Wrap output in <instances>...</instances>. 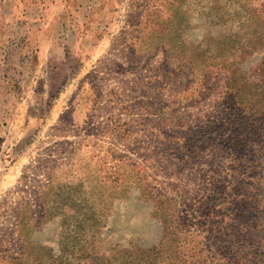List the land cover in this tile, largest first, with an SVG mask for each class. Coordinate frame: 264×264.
<instances>
[{
	"label": "rangeland",
	"instance_id": "374dc122",
	"mask_svg": "<svg viewBox=\"0 0 264 264\" xmlns=\"http://www.w3.org/2000/svg\"><path fill=\"white\" fill-rule=\"evenodd\" d=\"M35 1L0 0V264H179L200 242L232 264L237 196L264 186V0H108L104 43L54 67Z\"/></svg>",
	"mask_w": 264,
	"mask_h": 264
},
{
	"label": "crops",
	"instance_id": "0c3cea01",
	"mask_svg": "<svg viewBox=\"0 0 264 264\" xmlns=\"http://www.w3.org/2000/svg\"><path fill=\"white\" fill-rule=\"evenodd\" d=\"M22 1L26 3L28 10L39 11L37 1L20 0ZM106 1L108 0H43V5L51 6L45 10L41 6L39 12V18H42L38 29L39 46L41 53L47 57L43 65L55 66L53 59L56 55L52 52L60 50L61 46L64 51L77 49L84 54L97 50L104 43L106 30L109 28L105 18L115 15L114 12H106ZM63 18L70 19L72 26L60 27ZM68 56L66 53L65 60ZM86 59L88 57L84 60Z\"/></svg>",
	"mask_w": 264,
	"mask_h": 264
},
{
	"label": "trees",
	"instance_id": "16d2710c",
	"mask_svg": "<svg viewBox=\"0 0 264 264\" xmlns=\"http://www.w3.org/2000/svg\"><path fill=\"white\" fill-rule=\"evenodd\" d=\"M259 115H256V118H259L257 127L253 125L251 129H248L249 133L255 136L258 141L262 139L264 134V111L261 110ZM245 136L237 128V145L240 144V140ZM260 188L259 194H250V192L245 191L237 196V202L241 205L237 209V240L235 242L230 240L223 245L227 253L232 252L231 248L234 250L233 255L237 252V258L232 257L234 258V260L232 259V264H264V186L260 185ZM251 203L254 206V210L248 216ZM179 246L182 247V244ZM195 248H198V254H193V259L184 260L179 264H206L207 255L204 253V249L207 246L200 242L195 245ZM182 250L184 248L179 251ZM189 251L193 250L190 249Z\"/></svg>",
	"mask_w": 264,
	"mask_h": 264
}]
</instances>
